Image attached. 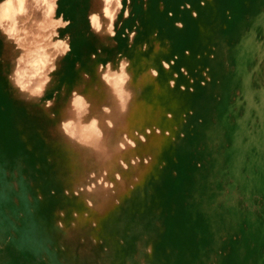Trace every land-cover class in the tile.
I'll return each mask as SVG.
<instances>
[{"label":"rangeland","instance_id":"rangeland-1","mask_svg":"<svg viewBox=\"0 0 264 264\" xmlns=\"http://www.w3.org/2000/svg\"><path fill=\"white\" fill-rule=\"evenodd\" d=\"M125 2L113 37L89 27L103 0H60L73 51L41 99L0 34V264H264V0Z\"/></svg>","mask_w":264,"mask_h":264},{"label":"clouds","instance_id":"clouds-1","mask_svg":"<svg viewBox=\"0 0 264 264\" xmlns=\"http://www.w3.org/2000/svg\"><path fill=\"white\" fill-rule=\"evenodd\" d=\"M30 0H0V34H2L13 45L14 52L17 53L13 60V67L8 76L12 86L24 96L32 98H43L50 83L53 80V74L58 70V60L69 56L73 51L70 36H61L62 29H66L71 25L70 19H65L62 13H59L60 0H31L37 4L39 8H43V18L39 21H33L36 24V31L30 32L27 28H21L19 17L25 16L28 13L27 4ZM203 2V0H202ZM130 4L131 0H127ZM100 12H92L88 15L89 27L97 34L105 30V25L102 22V17L107 19V33L110 36H115L116 21L119 12L123 10L124 17H128L130 12L127 10L125 0H103ZM115 5V9H113ZM59 13V14H58ZM196 15L195 12L192 13ZM7 25V26H6ZM135 35V33H133ZM26 45L31 46V51ZM128 63L125 60L120 62L119 79L124 83L130 80V75L127 73ZM168 67L167 64L164 65ZM112 65L101 64L99 71L101 80L105 83H110L113 77L111 76ZM152 75L158 73L153 70ZM56 93H53L55 96ZM71 105L73 107H90L86 98L75 91L72 93ZM132 100V94L129 91H124L119 96L121 112L127 111V106ZM53 100L49 99L45 102V107H51ZM104 112H110L108 107L103 109ZM92 127L96 130L97 138H102L104 133L99 128L98 121L93 118L90 121ZM108 126L113 127V123L108 121ZM68 122H61V128L66 129ZM67 135V132H65ZM141 140L144 137H140ZM124 140L133 148L136 146L132 139L127 136ZM121 149L125 148V143H120ZM148 161L145 160V163ZM127 167V165H125ZM117 179H120L117 176ZM109 187V185H105Z\"/></svg>","mask_w":264,"mask_h":264},{"label":"bare ground","instance_id":"bare-ground-1","mask_svg":"<svg viewBox=\"0 0 264 264\" xmlns=\"http://www.w3.org/2000/svg\"><path fill=\"white\" fill-rule=\"evenodd\" d=\"M87 44H89V43H87ZM28 46V45H27ZM66 68V67H65ZM67 69V68H66ZM65 70V69H64ZM65 72V71H64ZM66 75H68V74H66ZM65 79H66V77H65ZM62 100V99H61ZM114 118V117H113Z\"/></svg>","mask_w":264,"mask_h":264},{"label":"snow or ice","instance_id":"snow-or-ice-1","mask_svg":"<svg viewBox=\"0 0 264 264\" xmlns=\"http://www.w3.org/2000/svg\"><path fill=\"white\" fill-rule=\"evenodd\" d=\"M144 163H145V161H144ZM148 163V162H147ZM147 163H145V164H147Z\"/></svg>","mask_w":264,"mask_h":264}]
</instances>
